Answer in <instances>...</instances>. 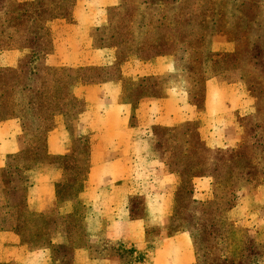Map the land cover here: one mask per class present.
Masks as SVG:
<instances>
[{
	"label": "crops",
	"instance_id": "1",
	"mask_svg": "<svg viewBox=\"0 0 264 264\" xmlns=\"http://www.w3.org/2000/svg\"><path fill=\"white\" fill-rule=\"evenodd\" d=\"M118 2L76 4L74 21L52 22L55 39L46 64L67 68L74 79L70 96L78 103L55 113L46 136L48 159L26 168L24 201L8 198L0 185V264L60 263L54 248L69 244L80 228L69 264H121L116 247L121 244L143 255L140 264L196 262L189 231L168 232L182 175L173 168L170 148L156 149L162 140L158 131L196 122L206 145L233 150L242 141L239 119L250 111L251 101L245 89L219 77L207 80L202 108L190 100L183 78H168L159 93L147 88L135 96L141 79L173 74L176 63L168 56L121 60L118 46L96 44L94 29L108 22V9ZM228 45L221 42L219 48ZM29 52L26 47L0 49V67L17 66ZM96 66L103 69L101 76L85 73ZM25 132L22 117L0 119V172L22 157ZM81 157V182L64 184L71 175L67 163ZM64 188L68 196L62 198ZM261 191L264 184L257 194ZM242 202L244 208L245 198ZM22 210L42 217L35 229L48 233L47 244L34 248L24 239ZM55 211L65 225L45 223ZM75 221L82 224L68 229Z\"/></svg>",
	"mask_w": 264,
	"mask_h": 264
},
{
	"label": "rangeland",
	"instance_id": "2",
	"mask_svg": "<svg viewBox=\"0 0 264 264\" xmlns=\"http://www.w3.org/2000/svg\"><path fill=\"white\" fill-rule=\"evenodd\" d=\"M102 2L0 0V49L30 50L17 66L0 67V119L20 116L26 131L22 157L0 172V185L14 201H24L26 196V168L39 158L48 159L46 136L55 113L78 103L70 96L74 79L67 68L46 64L55 39L52 22L74 21L76 4ZM108 14V22L94 29L97 45L118 46L121 60L132 55L145 61L168 56L176 63L173 74L141 79L135 96L147 88L159 93L168 78L185 79L190 100L200 108L211 77L248 93L250 111L240 116L242 141L235 149L206 145L196 122L160 129L162 140L155 147L170 148L173 168L182 175L168 232L189 231L197 256L193 264H264V193L257 194L264 184V0H119ZM221 42L229 43L226 49L219 48ZM102 70L87 67L85 73L97 77ZM83 162L82 157L73 164L66 162L71 175L64 184L81 182ZM204 178L210 183L207 187L201 183ZM65 196L68 191L64 188L62 198ZM22 211L24 239L34 248L47 244L48 233L35 229L42 217ZM49 216L45 223L52 227L67 222L56 211ZM77 222L68 223L67 228L82 224ZM81 234L82 228L70 238L71 243L54 248V256L62 259L57 264L70 263ZM116 247L121 264L143 260L142 254H134L124 244Z\"/></svg>",
	"mask_w": 264,
	"mask_h": 264
}]
</instances>
